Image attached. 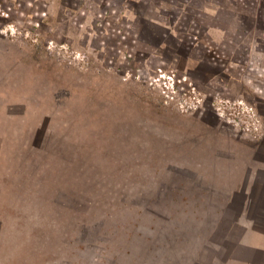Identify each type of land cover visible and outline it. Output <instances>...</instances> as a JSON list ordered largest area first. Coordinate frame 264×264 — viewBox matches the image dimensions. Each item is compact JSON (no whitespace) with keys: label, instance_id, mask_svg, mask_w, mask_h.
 <instances>
[{"label":"rangeland","instance_id":"obj_1","mask_svg":"<svg viewBox=\"0 0 264 264\" xmlns=\"http://www.w3.org/2000/svg\"><path fill=\"white\" fill-rule=\"evenodd\" d=\"M0 78L5 264H210L196 231L264 139V0H0Z\"/></svg>","mask_w":264,"mask_h":264},{"label":"crops","instance_id":"obj_2","mask_svg":"<svg viewBox=\"0 0 264 264\" xmlns=\"http://www.w3.org/2000/svg\"><path fill=\"white\" fill-rule=\"evenodd\" d=\"M2 93L0 90V264H5V237L11 217L6 209L16 204L19 196L24 197L19 193L20 182L24 180L26 186L27 177L20 179L16 170L23 169L26 174L27 165L17 166L13 160L11 152L20 146L11 143V134H18L19 129L14 131L13 126L8 133L4 120L18 119L19 115L5 109ZM261 141L256 150L248 152L238 145L234 179L214 193L211 211L204 214L203 227L196 231L203 238L195 246L210 264H264V139ZM228 150L235 151L228 145L222 151ZM212 210L220 215L219 224Z\"/></svg>","mask_w":264,"mask_h":264}]
</instances>
